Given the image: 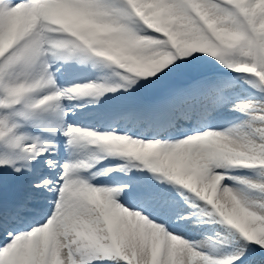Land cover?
Instances as JSON below:
<instances>
[{
  "label": "snow or ice",
  "instance_id": "1",
  "mask_svg": "<svg viewBox=\"0 0 264 264\" xmlns=\"http://www.w3.org/2000/svg\"><path fill=\"white\" fill-rule=\"evenodd\" d=\"M0 264H264V0H0Z\"/></svg>",
  "mask_w": 264,
  "mask_h": 264
}]
</instances>
